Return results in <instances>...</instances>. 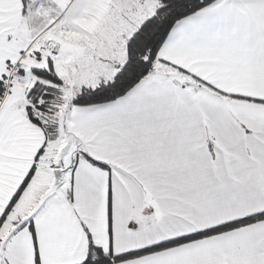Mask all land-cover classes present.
I'll return each mask as SVG.
<instances>
[{
  "label": "snow or ice",
  "instance_id": "snow-or-ice-1",
  "mask_svg": "<svg viewBox=\"0 0 264 264\" xmlns=\"http://www.w3.org/2000/svg\"><path fill=\"white\" fill-rule=\"evenodd\" d=\"M0 264H264V0H0Z\"/></svg>",
  "mask_w": 264,
  "mask_h": 264
}]
</instances>
